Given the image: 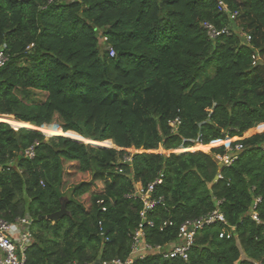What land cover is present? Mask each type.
I'll use <instances>...</instances> for the list:
<instances>
[{
    "label": "trees",
    "instance_id": "trees-1",
    "mask_svg": "<svg viewBox=\"0 0 264 264\" xmlns=\"http://www.w3.org/2000/svg\"><path fill=\"white\" fill-rule=\"evenodd\" d=\"M203 22L243 29L250 41L211 40ZM0 49L9 54L0 117L52 137L0 121V218L32 219L26 264L126 259L142 205L125 196L160 174L154 196L166 209L148 216L173 226L147 229L148 243L174 241L180 224L215 209L227 225L203 228L186 262L135 264H264V132L241 138L264 128V0H0ZM234 138L241 151L219 165ZM34 142L35 157L24 158ZM62 205L64 217L45 219ZM229 228L231 238L218 237Z\"/></svg>",
    "mask_w": 264,
    "mask_h": 264
},
{
    "label": "built area",
    "instance_id": "built-area-1",
    "mask_svg": "<svg viewBox=\"0 0 264 264\" xmlns=\"http://www.w3.org/2000/svg\"><path fill=\"white\" fill-rule=\"evenodd\" d=\"M54 0H48L53 2ZM71 2L78 0H69ZM217 10L224 13L231 21L236 20L238 12H231L229 8L221 1H218ZM202 28L205 31L207 37L211 40H215L220 36H231L238 34L245 42L250 41L249 35L243 31V29H233L230 26L222 28H216L213 24L208 22L202 23ZM107 53L110 58L115 56L113 48L108 47ZM253 65H256L258 57L252 56ZM9 61V54L0 49V68L4 67ZM180 124L178 118L173 121H169L168 125L172 132L177 130ZM38 146V142H34L27 147L22 156L26 159H33L35 157V149ZM242 145L235 144L234 146L229 143L224 146L225 154L216 155L215 159L219 165L229 166L236 158L237 155L230 153H237L241 151ZM123 163L131 162V157L126 156L123 158ZM121 172V170H119ZM220 178V174H218ZM163 182V175L160 174L153 182L148 183L146 186L136 183L134 191L125 196L127 199H132L141 203L142 208L139 211V221L135 230L130 234L129 255L126 259L122 260L114 258L111 260H96L87 264H135L136 261H142L148 257H159L163 260L177 259L183 262L188 261L189 253L194 245L196 235L203 230L206 226L221 223L227 225L223 214L215 209L205 216L197 219L186 220L178 226L176 238L174 241L165 245H153L146 240L147 229H157L159 232H163L166 227L173 226L170 221H162L156 223L154 220L149 219L148 214L152 213L156 209H166L165 201L162 197L154 196L155 189ZM259 199H256L251 212V218L255 222L259 223L257 215L255 213L256 204L259 203ZM97 203H102L98 201ZM102 212H106V208L102 207ZM32 219L29 217L16 218L13 222H9L0 218V264H26L27 252L30 246L34 242V235L31 230ZM98 227L100 230V236L104 237V233L101 231V221H98ZM219 233V238H231L234 228H229ZM104 242H108V239L104 237ZM68 264H79L76 262Z\"/></svg>",
    "mask_w": 264,
    "mask_h": 264
},
{
    "label": "rangeland",
    "instance_id": "rangeland-1",
    "mask_svg": "<svg viewBox=\"0 0 264 264\" xmlns=\"http://www.w3.org/2000/svg\"><path fill=\"white\" fill-rule=\"evenodd\" d=\"M100 48H101V50H103L104 48H106L104 45H103V43H101L100 44ZM201 78L202 77H200L199 79H198V82L199 81H201ZM204 78V77H203ZM203 80V79H202ZM142 99L140 100V103H139V106H143L144 104H145V101H146V95L144 94V95H142V97H141ZM152 99H148V101L150 102ZM137 102H135L134 103V106L136 105V104H138ZM8 118H12V117H9V116H1L0 117V121H3V122H5V123H7V124H9L14 130H18V129H20V128H27V129H35V130H37L35 127H21V126H15V125H13V124H11L10 122H9V120H8ZM31 126V125H30ZM37 131H39V130H37ZM42 135H43V133L41 132V131H39ZM262 132H264V128H261V129H258L257 128V126L256 127H254V128H252V129H250L249 131H247L246 133H244L243 134V136L241 137V138H248V137H250V136H252V135H254V134H261ZM44 136V138L45 139H50V138H52V137H48L47 135H43ZM54 137V136H53ZM237 140V139H236ZM222 141V140H221ZM233 141H235V139L234 140H231L229 143H232ZM109 142V141H108ZM80 143H82V144H86V145H89L90 147H94V148H97V147H104V146H100V145H96V144H93V143H87V142H80ZM110 143H111V141H110ZM228 143V144H229ZM227 144V145H228ZM227 145H225V146H227ZM223 145H219V146H214V147H210L208 150H203V151H201V150H195V151H192V152H202V153H207V154H209L210 152H211V150H213V149H218V148H220V147H222ZM224 147V146H223ZM104 148H107L108 149V147H104ZM180 148H178V149H176V150H172V151H163L161 148H159V149H157L156 151H153V152H164V153H175V154H180V153H183V152H186V151H183V152H181V151H178ZM130 152H135L134 150H132V149H130L129 150ZM187 152H189V151H187ZM65 190V189H64Z\"/></svg>",
    "mask_w": 264,
    "mask_h": 264
},
{
    "label": "water",
    "instance_id": "water-1",
    "mask_svg": "<svg viewBox=\"0 0 264 264\" xmlns=\"http://www.w3.org/2000/svg\"><path fill=\"white\" fill-rule=\"evenodd\" d=\"M219 177L218 175L215 176L214 178V181H218ZM66 214V209L64 208V206L62 205L61 209L58 211V212H55L53 214H50V215H47L45 217L46 220H49V221H53V222H56L58 221L60 218L64 217ZM41 219V218H40Z\"/></svg>",
    "mask_w": 264,
    "mask_h": 264
},
{
    "label": "crops",
    "instance_id": "crops-1",
    "mask_svg": "<svg viewBox=\"0 0 264 264\" xmlns=\"http://www.w3.org/2000/svg\"><path fill=\"white\" fill-rule=\"evenodd\" d=\"M234 139H239V138H234ZM218 141H220V140H218Z\"/></svg>",
    "mask_w": 264,
    "mask_h": 264
}]
</instances>
